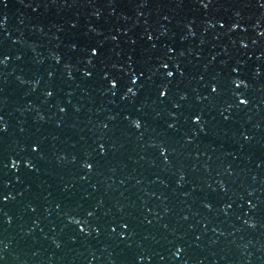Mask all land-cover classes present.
Returning a JSON list of instances; mask_svg holds the SVG:
<instances>
[{
    "label": "water",
    "instance_id": "obj_1",
    "mask_svg": "<svg viewBox=\"0 0 264 264\" xmlns=\"http://www.w3.org/2000/svg\"><path fill=\"white\" fill-rule=\"evenodd\" d=\"M0 264H264V0H0Z\"/></svg>",
    "mask_w": 264,
    "mask_h": 264
},
{
    "label": "snow or ice",
    "instance_id": "obj_2",
    "mask_svg": "<svg viewBox=\"0 0 264 264\" xmlns=\"http://www.w3.org/2000/svg\"><path fill=\"white\" fill-rule=\"evenodd\" d=\"M170 75V74H169ZM161 95H163V93H161ZM243 102V101H242Z\"/></svg>",
    "mask_w": 264,
    "mask_h": 264
}]
</instances>
